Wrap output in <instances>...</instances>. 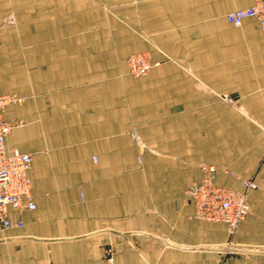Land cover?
<instances>
[{
	"label": "crops",
	"instance_id": "crops-1",
	"mask_svg": "<svg viewBox=\"0 0 264 264\" xmlns=\"http://www.w3.org/2000/svg\"><path fill=\"white\" fill-rule=\"evenodd\" d=\"M252 5L0 0V96L24 97L4 142L31 155L35 204L0 229V264H264V45L224 16ZM140 52L153 66L133 79ZM201 164L257 186L231 236L192 218Z\"/></svg>",
	"mask_w": 264,
	"mask_h": 264
},
{
	"label": "built area",
	"instance_id": "built-area-1",
	"mask_svg": "<svg viewBox=\"0 0 264 264\" xmlns=\"http://www.w3.org/2000/svg\"><path fill=\"white\" fill-rule=\"evenodd\" d=\"M226 21L239 28L245 19H254L261 32L264 45V0H253L248 8L238 9L224 14ZM127 73L133 79L146 76L153 64L146 54L136 53L126 59ZM23 97L15 95L0 96V229H21L24 226L21 217L24 211H32L35 204L32 201L29 174L31 173L32 157L30 154L17 150L8 151L5 137L10 130L20 122H8L3 119L6 105L21 104ZM130 138L144 149L141 139L135 132ZM95 160V159H94ZM93 160V161H94ZM139 161V158H138ZM201 177L185 190V196L193 206L192 218L207 223H221L226 226L229 236L235 233L238 224L250 213L248 192L256 190L253 180L239 178L240 189H227L216 185L213 181L218 173L232 175L226 167L206 164L200 165Z\"/></svg>",
	"mask_w": 264,
	"mask_h": 264
},
{
	"label": "rangeland",
	"instance_id": "rangeland-1",
	"mask_svg": "<svg viewBox=\"0 0 264 264\" xmlns=\"http://www.w3.org/2000/svg\"><path fill=\"white\" fill-rule=\"evenodd\" d=\"M6 23H7L8 25H10V26H12V24H13L11 21H9V22L6 21ZM140 53H141V54H146V55H148V57H149V61H150V54H149V53H147V52H140ZM135 54H136V53H135ZM135 54H132V55H135ZM132 55H130V56H132ZM130 56H129V57H130ZM147 75H148V74H147ZM147 75H146V76H147ZM143 77H144V76H143ZM19 97H22V96H19ZM23 100H24V97H23Z\"/></svg>",
	"mask_w": 264,
	"mask_h": 264
}]
</instances>
